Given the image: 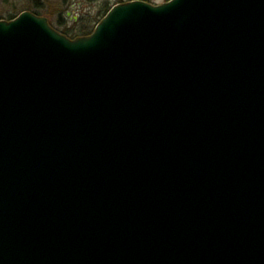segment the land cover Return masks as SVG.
<instances>
[{
  "label": "water",
  "instance_id": "1",
  "mask_svg": "<svg viewBox=\"0 0 264 264\" xmlns=\"http://www.w3.org/2000/svg\"><path fill=\"white\" fill-rule=\"evenodd\" d=\"M0 264H264V0L0 20Z\"/></svg>",
  "mask_w": 264,
  "mask_h": 264
},
{
  "label": "trees",
  "instance_id": "2",
  "mask_svg": "<svg viewBox=\"0 0 264 264\" xmlns=\"http://www.w3.org/2000/svg\"><path fill=\"white\" fill-rule=\"evenodd\" d=\"M115 3H109L108 1L100 2L99 9L94 13L91 14H80V15H72L71 12H65L63 14H59L62 12L61 9L56 10L53 14H58L56 16V25L49 20V24L53 27L56 31L61 33L62 35L66 36L69 39H75L78 37H85L90 35L94 27L101 21V19L106 15V13L116 4L122 3L125 0H115ZM126 1H133V0H126ZM143 1L146 3H150L151 0H138ZM168 1V0H166ZM11 3L13 0H0L1 4ZM63 2H60V5H63ZM30 8L25 9L32 12L35 15H41L40 11L44 10L43 3L39 2L38 0H30ZM8 14V15H7ZM6 19L11 20L15 18L12 13H7ZM87 15V16H86ZM1 19V18H0ZM68 25V26H67Z\"/></svg>",
  "mask_w": 264,
  "mask_h": 264
},
{
  "label": "rangeland",
  "instance_id": "3",
  "mask_svg": "<svg viewBox=\"0 0 264 264\" xmlns=\"http://www.w3.org/2000/svg\"><path fill=\"white\" fill-rule=\"evenodd\" d=\"M38 1L43 3V7H44V10L40 11V14H41L40 16L45 17L48 20V23L50 20L55 25L57 23L56 22V16L58 14H53V12L56 10L61 9L62 12L59 14H63V15L65 12H71V14L74 16L80 15L82 13L83 14L89 13V14L93 15L99 9V3L100 2H105V3H106V1H108L109 3H115L116 2L115 0H38ZM62 1H64L63 5H60L61 4L60 2H62ZM165 1L166 0H151L150 3L158 5V4L164 3ZM125 2H129V1L125 0L122 3H125ZM30 5H31L30 0H13V2H11V3L10 2L6 3V4L0 3V18H1L0 20L8 21L6 19V16L8 15L7 13H12V15L16 17L22 11H28L25 9L30 8ZM37 16H39V15H37Z\"/></svg>",
  "mask_w": 264,
  "mask_h": 264
}]
</instances>
